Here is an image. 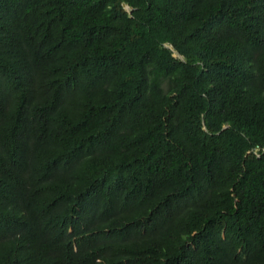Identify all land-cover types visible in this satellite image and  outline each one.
<instances>
[{
  "label": "trees",
  "instance_id": "1",
  "mask_svg": "<svg viewBox=\"0 0 264 264\" xmlns=\"http://www.w3.org/2000/svg\"><path fill=\"white\" fill-rule=\"evenodd\" d=\"M0 264H264V0H0Z\"/></svg>",
  "mask_w": 264,
  "mask_h": 264
},
{
  "label": "water",
  "instance_id": "2",
  "mask_svg": "<svg viewBox=\"0 0 264 264\" xmlns=\"http://www.w3.org/2000/svg\"><path fill=\"white\" fill-rule=\"evenodd\" d=\"M123 6L125 7V9L128 10L129 7H128V5H127L126 3H123ZM169 47H170L171 49H173L172 45H170ZM174 51H175V50H174Z\"/></svg>",
  "mask_w": 264,
  "mask_h": 264
}]
</instances>
